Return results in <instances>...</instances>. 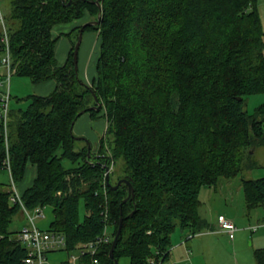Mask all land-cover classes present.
Masks as SVG:
<instances>
[{"label":"trees","instance_id":"1","mask_svg":"<svg viewBox=\"0 0 264 264\" xmlns=\"http://www.w3.org/2000/svg\"><path fill=\"white\" fill-rule=\"evenodd\" d=\"M68 1L10 0L3 14L13 73L34 84L56 82L46 95L14 96L28 100L24 108L9 105L12 177L18 184L26 166H35L21 199L29 209L52 208L47 228L64 235V250H75L107 224L110 240L95 254V264H114L109 250L122 218L113 256H125L129 264H150L149 257L166 264L177 228L188 232L186 239L209 231L199 212L201 188L237 176L264 144V103L252 112L246 108L248 95L264 93L260 0ZM98 5L99 24L83 30L98 35L95 75L88 83L74 68L78 34L59 64L51 29L95 20ZM2 35L0 24V80L6 72ZM95 96L101 107L87 110L97 104ZM82 111L106 121L89 157L87 143L72 132ZM78 140L83 145L76 148ZM5 156L0 116V175ZM63 159L74 165L64 166ZM117 160L123 168L113 182ZM105 166L109 182L126 178L133 196L124 201L125 183L107 185ZM6 184L0 178V264H25L27 249L8 229L21 208ZM241 185L248 208L264 204V176L242 178ZM253 255L264 264V247Z\"/></svg>","mask_w":264,"mask_h":264},{"label":"rangeland","instance_id":"2","mask_svg":"<svg viewBox=\"0 0 264 264\" xmlns=\"http://www.w3.org/2000/svg\"><path fill=\"white\" fill-rule=\"evenodd\" d=\"M260 3V10L264 21L263 0H260ZM0 6L3 14L7 15L10 10V0H0ZM79 20H81L80 22L83 24L84 19L81 18ZM86 21L89 20L86 19ZM77 23L78 21L73 20L72 22L57 24L51 29L53 36L58 37L55 45V57L58 63L64 62L67 52L72 45V41L78 34L76 29H71L72 26L76 25ZM96 40L97 37L93 31H85L82 35V40L78 49L79 60H77L78 73L81 78L88 77L89 79L90 75L95 72V62L99 53V47ZM3 73L4 67L0 64V74ZM49 82L55 83V80ZM0 89L6 90L7 83L3 82ZM49 89L51 88H49L48 85L34 84L29 78L13 73L9 84V91L11 93L9 105H18L24 108L27 105L28 100L21 99L19 101H15L14 96L24 97L31 93L46 95L50 92ZM246 103V108L249 112H252L256 105L264 103V93L248 95L246 98ZM83 118L85 121L83 119H79L73 124L72 132L75 136L86 137L90 143L93 144V148L96 149L99 146L100 139L104 134L106 121L99 117L92 120H88L85 117ZM75 145L76 148H78L79 146L83 145V143L82 141L78 140ZM62 163L66 167H71L74 165L68 159H63ZM122 168L123 161L117 160L111 169V181L114 182V180L121 174ZM261 176H264V144L255 148L251 154L249 165L245 167L237 176L232 178H223L215 187H202L200 191V199L203 201L201 210L205 211L206 209H211V211H213L215 214L222 210L238 212L241 205L245 210H247L248 207H246L241 179L257 178ZM0 178L2 181L9 184V177L6 169L1 172ZM6 187L10 189L7 184ZM42 210L45 216L42 219H36V224L41 228H47L53 217L52 208L50 206H44ZM256 210L260 211L259 220L261 219L260 221L262 222L264 220V206L259 204L254 207H249V214L253 216L254 222L257 221V216L255 215ZM80 214L83 215L82 202L80 205ZM27 225V219L20 212L13 217L8 229L13 232H18ZM262 231L263 229L259 228L257 231L248 230L247 233L251 237L252 235ZM187 233V231H181L178 228L175 230L172 236V247L170 251L171 254H181L184 256L186 254L184 253V249L185 247L188 248L190 253L189 255H185V257H188L185 263H190L199 253L196 250V244L200 243L199 239H202L203 235L199 236V234H196L186 239ZM217 237L219 239L221 238L220 241H215L214 244L210 243L211 248L208 244L204 245V251L199 254V264H234V257L236 256L237 252L239 254V259L243 264H256V261L253 257V250L258 246L256 243L250 245V237L246 240V243L243 245L244 247L240 251L232 245V242L228 239V236L225 235V237ZM183 239H186L184 245L181 242ZM179 242H181V244H178ZM71 253H76V250L67 251L61 249L48 252L46 255V262L44 264H65L64 261ZM118 264H129V259L123 256L118 260ZM166 264H168V261Z\"/></svg>","mask_w":264,"mask_h":264},{"label":"built area","instance_id":"3","mask_svg":"<svg viewBox=\"0 0 264 264\" xmlns=\"http://www.w3.org/2000/svg\"><path fill=\"white\" fill-rule=\"evenodd\" d=\"M0 24L2 26V40L5 42V54L2 57V63L5 66L6 72L3 79L0 80V87L3 82L7 83V89L0 91V116L3 124V134L6 147V156L4 159V167L9 177V187L11 190L10 200L17 202L20 205L22 215L27 219L28 225L17 232V238L27 249L25 256V264H44L46 262V255L48 252L65 249V237L61 232L50 230L48 228H41L36 224V219L44 218L43 207L37 206L29 209L25 206L21 199V191L18 184L14 181L11 173L10 159L8 153V112L10 91L9 84L14 70L10 63V52L8 45V33L4 22V15L0 6ZM218 223L220 231L225 232L230 239H234L238 227L235 223L225 215L218 216ZM261 224L249 225L247 229L256 231ZM209 232V231H206ZM110 240L109 227L105 224L102 233L95 236L89 241H84L76 246V253L69 254L64 261L65 264H95V254L100 247ZM86 257H91V260L86 261ZM150 264H162L156 261L154 257H149Z\"/></svg>","mask_w":264,"mask_h":264},{"label":"crops","instance_id":"4","mask_svg":"<svg viewBox=\"0 0 264 264\" xmlns=\"http://www.w3.org/2000/svg\"><path fill=\"white\" fill-rule=\"evenodd\" d=\"M85 19H88V18L86 17ZM85 19H84V22L83 23L86 22ZM74 21H78V23L76 25L82 23V22H80L81 20H74ZM76 25L72 26L71 29L73 30V28ZM95 36L97 37V40H96V42H97L98 41V35L95 34ZM78 59H79V57H78ZM83 62H84V60H83ZM62 63H59V64H62ZM94 75H95V72L90 75V78L89 79H88V77H84L83 80L89 83ZM52 80H48V81H45V82L40 83V84L41 85L42 84L43 85H48L49 88H51V89H49V91L51 92L54 89L55 85H56V82L55 83L54 82H49V81H52ZM1 91H3V90H1ZM40 95H45V94H40ZM83 117H85L88 120L94 119L93 117H91L89 115V113L88 114H84L83 113L82 116L80 115V117L76 121H78L79 119H83L84 120ZM99 118H102V117H99ZM84 121H83V124H84ZM91 147H92V150L94 152L97 150V148L96 149L93 148V144L92 143H91ZM35 174H36L35 166L32 165V164H28L26 166V170H25V174H24L23 180L18 183V187H19V190L21 192L26 187H28L31 184L33 178L35 177ZM209 188H211V187H209ZM202 203H203V201H201V205H200V208H199V212H200L201 216L204 217L205 219H207V221L209 222V232L204 231L203 233L199 234V236L200 235L201 236L203 235V238L202 239H199V241H200L199 244H196V250L199 252L198 255L195 256V258H194V260L192 262L185 263L186 262V259H188V257H185V255L186 254L189 255V253H190V252L187 253V248L185 247L184 253H186V254L184 256H182L181 254L180 255L171 254L169 256L168 262L170 264H172V263H178V264H183V263L184 264H199V261H198L199 260V254L204 251V245L205 244L206 245L208 244L209 247H210V245H211L210 243L214 244L215 241H218V242L220 241L221 238L219 239L217 236H222V237H225V235L228 236L225 232L220 231V229H219L220 228L219 227V223H218V216L219 215H225L226 217L230 218L235 223V225L238 227V230L235 233L234 239H230L229 237H228V239L232 242V245L235 246V248L237 250H239V251L244 247L243 245L246 243V240L250 237L248 235V233H247L248 230H249V229H247V227L249 225L261 224L262 226H260L259 228L260 229H263V231H264V220L262 222L260 221L261 219L259 220L260 211H258V210H256V212H255V215L257 216V221L254 222L253 221V216L251 214H249V208H247V210H245L242 205L240 206V209H239L238 212H230L228 210H222V211H218V213L215 214L213 211H211V209H206L205 211H202L201 210ZM261 205L264 206V204H261ZM246 207H247V205H246ZM263 231L260 232V233H256V234H254V235H252L250 237V240H249L250 245L251 244L253 245L254 243H256L257 246H258L256 248H259V247H262V246L264 247V232ZM178 244H181V242H179ZM253 257H254V255H253ZM234 264H243L242 261L239 259L238 252L236 253V256L234 257Z\"/></svg>","mask_w":264,"mask_h":264},{"label":"water","instance_id":"5","mask_svg":"<svg viewBox=\"0 0 264 264\" xmlns=\"http://www.w3.org/2000/svg\"><path fill=\"white\" fill-rule=\"evenodd\" d=\"M70 1L71 0L68 1V4L70 3ZM96 3L98 4L99 1H96ZM100 18H101V10H100V6H99V13L97 15V18L95 20L86 21L79 28L77 41L75 43L74 50H73V62H74V68H75L76 71H77V68H78V66H77L78 49H79V46H80V43H81V40H82L83 30H84V28L87 25H97V24H99ZM95 100H96L97 104L89 106L87 108V110H90V109L98 110L101 107V104L98 103V100H97L96 96H95ZM83 112L84 111H82V113ZM75 138L76 139H83L87 143V149H88L87 156L89 157L90 156V151H91V143H90V141L84 136H75ZM109 172H110L109 167L105 166V181H106L107 185L110 188H117L121 183H125V184L128 185L129 193H128V196L124 199V201L130 196V194H132V196H133V193H132L133 192V188H132L131 183L126 178H120L119 180H117V182L115 184H111L109 182ZM121 228H122V218H120V220H119L117 231H116V233H115V235L113 237V240H112L111 246H110V250H109V255L113 259L114 264H118L117 258H115L113 256V249L115 247V244H116V241L118 239V236H119V234L121 232Z\"/></svg>","mask_w":264,"mask_h":264},{"label":"bare ground","instance_id":"6","mask_svg":"<svg viewBox=\"0 0 264 264\" xmlns=\"http://www.w3.org/2000/svg\"><path fill=\"white\" fill-rule=\"evenodd\" d=\"M89 258V257H88Z\"/></svg>","mask_w":264,"mask_h":264}]
</instances>
